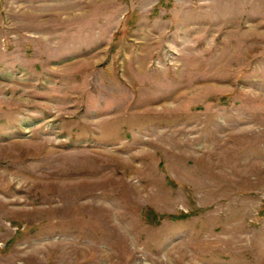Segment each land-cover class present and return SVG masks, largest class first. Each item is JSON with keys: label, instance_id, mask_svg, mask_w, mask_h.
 I'll return each instance as SVG.
<instances>
[{"label": "rangeland", "instance_id": "374dc122", "mask_svg": "<svg viewBox=\"0 0 264 264\" xmlns=\"http://www.w3.org/2000/svg\"><path fill=\"white\" fill-rule=\"evenodd\" d=\"M0 264H264V0H0Z\"/></svg>", "mask_w": 264, "mask_h": 264}]
</instances>
